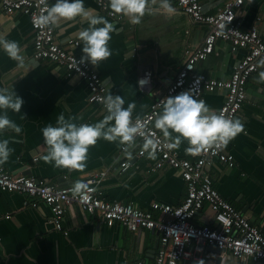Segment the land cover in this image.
I'll use <instances>...</instances> for the list:
<instances>
[{
  "label": "crops",
  "instance_id": "1",
  "mask_svg": "<svg viewBox=\"0 0 264 264\" xmlns=\"http://www.w3.org/2000/svg\"><path fill=\"white\" fill-rule=\"evenodd\" d=\"M49 1L50 4L55 2ZM170 2L176 9L175 14L166 15L160 9V0H148L146 8L151 11L145 12L140 23L132 24L122 14H116L119 20L110 18L99 11L95 0H85L86 7L95 9L118 29L111 34L109 41L112 54L92 66L107 92L111 85L113 94L124 97V107L135 101L132 118L142 116L150 104L163 95L188 56L201 46L207 32L204 24L190 22L175 2ZM199 2L207 14H214L226 5L227 0ZM240 17L242 29L257 27L264 41V0H244ZM84 27L87 22L79 17L72 21L62 20L53 27L54 35L58 41H78L79 45L71 51L81 57L78 31ZM4 31L8 39L19 43L27 59L21 67L0 50V87L12 86L24 101L20 112L8 110L10 118L20 124L22 130L20 133L12 130L0 133V138L9 139V147L13 149L0 168L15 177L31 176L59 187L73 186L76 180L81 181L102 170L104 176L97 185L102 197L109 202L132 204L141 210H149L152 203L177 206L184 200L186 184L179 172L168 166L149 172L158 156L149 158L145 152L142 157H137L139 144L128 149L129 156L126 152L119 153L122 144L99 138L89 147L86 167L82 170L45 163L42 156L47 153L48 146L41 129L46 124H55L60 113L66 118H75L77 123H91L102 119L106 112L87 102L88 88L84 80L75 76L67 78L64 69L51 62L33 60L34 31L27 16L19 13L7 15L0 7V32ZM243 54L244 50H232L229 43L217 40L213 53L196 63L195 71L227 80ZM262 67L249 77L246 100L236 115L244 125L243 130L226 145L234 166L228 167L214 159L205 168V173L220 196L264 235V81L258 79ZM144 71H149L152 79L150 85L140 87L137 81ZM203 99L218 112L224 102V92H204ZM185 147L187 142L182 141L173 150L182 159L195 160L198 154L186 153ZM34 158L37 161H33ZM124 160L130 165L122 172L120 164ZM24 199L18 193L0 190V264H154L159 244L157 231L142 229L132 232L119 224L107 227L98 216L82 212L75 204L66 207L61 229L57 230L43 203L34 206L31 200L24 204ZM158 215L156 213L155 218ZM192 222L197 226H216L207 204ZM205 250L210 255L208 264L217 261L219 264H235L228 252H216L211 246ZM201 260H183L179 264H200ZM244 264H264V260H246Z\"/></svg>",
  "mask_w": 264,
  "mask_h": 264
},
{
  "label": "built area",
  "instance_id": "2",
  "mask_svg": "<svg viewBox=\"0 0 264 264\" xmlns=\"http://www.w3.org/2000/svg\"><path fill=\"white\" fill-rule=\"evenodd\" d=\"M173 1L190 22L204 24L207 32L201 46L188 56L163 95L154 100L148 110L138 117L145 125L144 130L155 131L157 136L161 137L162 144L164 138L153 126L161 108V99L187 89H192L197 99H203L204 92L221 90L224 92V102L218 112L223 110L226 117L235 118L246 100L247 81L260 67L258 61L264 58V41L257 27L242 29L240 15L244 0H227L226 5L214 14H207L199 0ZM45 4L50 5V1L0 0V7L5 14L19 13L29 18L34 31L33 60L51 62L62 67L67 78L75 76L84 80L88 88L87 102L98 105L105 111L102 97L107 94V88L104 82L90 63L87 61L79 63L80 56L71 51L79 42L73 39L58 41L53 27L42 28L34 24V18L44 11ZM95 4L100 12L112 19H120L111 12L108 0H95ZM217 40L229 43L232 50H244L242 58L227 80L207 77L195 71L196 63L213 53ZM141 78L148 80L143 86L150 85L152 75L149 71H144L138 80ZM136 118H132L133 122ZM142 141L143 138L137 135L135 141V146L139 144L136 150L137 157H142L146 152L141 150ZM128 149L122 145L119 153L123 154ZM156 154L158 161L149 172L168 166L178 171L186 184V196L177 206L152 203L149 210H141L132 204L109 202L97 190V185L104 176L102 170L83 178L81 181L87 187L81 193L73 194V186L50 185L31 176L15 177L0 168V190L24 196V204L31 200L34 206L38 202L43 203L49 209L57 230L61 229L66 207L75 204L82 212L98 216L107 227L119 224L132 232L142 229L157 231L159 244L154 264H179L183 260L195 262L203 257L209 259L210 255L205 250L208 246H215L228 252L235 260V264H244L246 260L252 262L264 260V235L260 229L220 196L213 187L210 176L205 173V168H208L214 159L228 167L234 166L228 157L226 146L218 148L213 145L207 150H202L193 161L182 159L173 149L163 146L156 150ZM33 161H37V158ZM129 165V161L124 160L120 164V170L124 172ZM204 204H207L213 213L216 226H197L192 222ZM156 213L159 214L157 218Z\"/></svg>",
  "mask_w": 264,
  "mask_h": 264
},
{
  "label": "clouds",
  "instance_id": "3",
  "mask_svg": "<svg viewBox=\"0 0 264 264\" xmlns=\"http://www.w3.org/2000/svg\"><path fill=\"white\" fill-rule=\"evenodd\" d=\"M147 3L148 0H108V7L113 14H122L130 23L138 24L145 12L151 11L146 8ZM160 9L166 15L176 13L170 0H160ZM77 17L87 22V27L78 31L82 52L79 63L87 61L95 66L112 54L109 41L111 34L118 29L95 9L86 7L85 0H55L50 5L45 4L44 11L34 18V24L42 28L56 27L62 20L72 21ZM0 50L15 60L18 66L25 65L27 58L21 52L19 43L8 39L6 31L0 32ZM258 65L264 66V58L258 61ZM258 79L264 81V67L259 72ZM146 83V78L137 81L138 86ZM111 87L109 85V91L102 97L106 114L99 121L77 123L75 118H66L60 113L55 124L50 122L41 129L48 146L47 153L42 156L45 163L58 168L82 170L86 167L89 147L95 145L99 138L117 142L127 149L135 146L137 135L143 138L140 147L147 152L149 158L154 159L156 150L161 146L176 149L182 141L187 142L184 151L196 155L213 145L223 148L244 127L239 117H226L223 110L217 112L204 99H197L192 89L182 90L161 99V111L154 119V128L162 134V144L161 137L155 131L144 130L145 125L138 117L133 122L135 101L128 102L124 107V97L113 94ZM23 103V98L16 94L12 86L0 87V133L5 130L21 132V125L10 118L8 110L20 112ZM12 151L9 139L0 138V165L9 159ZM125 154L130 156L131 152L126 151ZM86 187L82 181L76 180L72 192L79 194Z\"/></svg>",
  "mask_w": 264,
  "mask_h": 264
},
{
  "label": "water",
  "instance_id": "4",
  "mask_svg": "<svg viewBox=\"0 0 264 264\" xmlns=\"http://www.w3.org/2000/svg\"><path fill=\"white\" fill-rule=\"evenodd\" d=\"M211 248H214V250H216V252H224V250L218 249L215 246H211ZM208 262H209L208 258L203 257L202 260H201V262H200V264H208ZM215 264H219L218 261L215 262Z\"/></svg>",
  "mask_w": 264,
  "mask_h": 264
}]
</instances>
